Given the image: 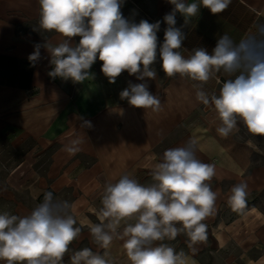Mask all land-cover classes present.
I'll list each match as a JSON object with an SVG mask.
<instances>
[{"label":"clouds","instance_id":"9594fccd","mask_svg":"<svg viewBox=\"0 0 264 264\" xmlns=\"http://www.w3.org/2000/svg\"><path fill=\"white\" fill-rule=\"evenodd\" d=\"M39 28L55 32L64 39L57 45L45 40L36 44L28 57L35 66L41 59V48L49 54L51 71L47 74L74 83L92 77L90 69L102 61L101 72L109 83L127 71L137 79H156L151 67L157 60L161 21L131 22L124 18V0H38ZM172 10L163 17L167 27L159 46L161 69L169 78H188L198 82L196 99L211 105L219 118L216 132L228 137L239 131L242 123L253 136H264V23L254 31L234 40L221 35L211 53L203 47L194 48L186 57L182 50L186 35L183 26L176 27L177 13L187 26L200 8L218 15L228 9L232 0H168ZM36 30V29H34ZM80 37L73 44L72 38ZM227 79L219 94L209 95L204 85L216 74ZM120 98L136 108L159 111L161 99L149 91L147 83L129 84ZM82 127H91L83 121ZM82 141L72 140L65 151L75 155ZM197 140L189 139L184 146L168 148L152 172V183L142 184L125 174L117 182L105 185L99 223L89 224L91 242L109 249L113 240L123 241L130 264H190L183 250L177 252L165 241L183 234L188 246L208 240L204 222L216 213L217 193L210 181L216 175L215 165L205 163L196 155ZM228 204L234 211L247 206L248 185L235 184L230 189ZM67 200L46 191L43 199L29 215L0 213V261L4 264H63L70 245L82 229L71 213ZM71 264H110L104 256L84 247L73 250Z\"/></svg>","mask_w":264,"mask_h":264},{"label":"crops","instance_id":"0c3cea01","mask_svg":"<svg viewBox=\"0 0 264 264\" xmlns=\"http://www.w3.org/2000/svg\"><path fill=\"white\" fill-rule=\"evenodd\" d=\"M138 1L142 8L123 5L121 12L124 18L132 14L134 20L139 18L132 21L135 23L161 21L157 60L151 66L157 72L156 79L139 80L125 71L115 83H109L101 72L103 62L98 59L90 69L92 77L83 83L53 79L47 74L51 71L50 56L42 47L31 90L0 86V138L11 143L32 141L43 150L55 144L53 172L61 175L55 186L64 183L65 187H79L81 182L82 190L89 195L125 174L134 177L142 169L151 173L166 149L196 139L197 158L216 168L210 181L217 193L216 213L204 221L207 226L214 223L208 227L210 244L190 248L188 241L178 238L164 243L177 252L183 250L190 264H264V136L258 141L248 137L242 123L238 125L239 131L230 136L218 135L217 113L211 105L205 106L196 99L194 85L198 82L178 75L169 78L161 69L159 46L167 27L163 17L174 6L168 0ZM39 11L38 0H0V56L29 61L36 44L45 40L53 45L62 42L60 34L39 28ZM176 20V27L183 26L186 35L181 50L186 57L198 47L211 53L221 35L227 33L239 41L254 31L257 23H264V0H232L228 9L218 15L201 7L187 26L181 14L177 13ZM79 39L72 38V43ZM226 79L218 73L204 85V90L218 95ZM130 83H147L149 91L161 99L160 110L136 108L121 99L120 92ZM83 121H90L91 127H82ZM74 139L82 141L81 150L70 155L65 146ZM81 156L93 159L90 167H83ZM240 182H246L248 196L257 195L260 202L228 221L223 213L216 223L222 207H231L230 189ZM92 250L110 264H130L119 238L107 250Z\"/></svg>","mask_w":264,"mask_h":264},{"label":"rangeland","instance_id":"374dc122","mask_svg":"<svg viewBox=\"0 0 264 264\" xmlns=\"http://www.w3.org/2000/svg\"><path fill=\"white\" fill-rule=\"evenodd\" d=\"M123 5L140 6L142 8L141 1L138 0H124ZM129 16V18H125L131 22L139 21V18L134 20L133 14ZM177 134L179 135L181 132ZM247 136L256 141L262 138L261 136H253L248 131ZM56 149L55 144L47 150H43L32 141L11 143L0 138V213L8 212L21 217L29 215L39 203L40 196L49 189L56 193V198L67 200L72 206L71 213L77 220V226L82 229L81 235L77 240L73 241L70 245L69 253L64 257L63 264H71L70 256L73 250H79L84 247L92 249L98 247L91 242L89 224L100 222L97 212L102 206L101 197L104 189L89 195L85 190H82L81 182H79V187H65L64 183H59L55 186L56 181L61 176L59 173L53 172L52 155ZM79 161L86 168L91 166L93 159L81 156ZM80 169L83 168L81 167ZM78 178H81L80 173L77 175ZM132 178L137 179L142 184L153 182L151 173L146 169H142L141 173ZM259 202L260 197H257V195L248 196L247 206L243 210ZM222 209L223 211L219 212V218H217L216 223L220 220V216L223 213V218L228 221L242 211H234L228 206H223ZM213 224L210 223L208 227ZM177 238L180 241H187V237L183 234ZM209 244L210 238L208 237L207 245ZM0 264H4V262L0 261Z\"/></svg>","mask_w":264,"mask_h":264},{"label":"trees","instance_id":"16d2710c","mask_svg":"<svg viewBox=\"0 0 264 264\" xmlns=\"http://www.w3.org/2000/svg\"><path fill=\"white\" fill-rule=\"evenodd\" d=\"M34 67L30 61L16 57L0 56V86L29 91L33 86ZM47 191H52L51 189ZM56 197V193L52 191ZM43 199V194L39 202ZM252 206V205H251Z\"/></svg>","mask_w":264,"mask_h":264}]
</instances>
